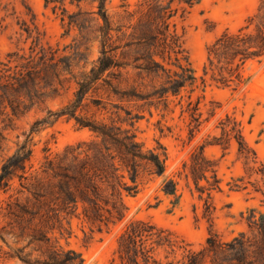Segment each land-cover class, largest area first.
Instances as JSON below:
<instances>
[{"label": "trees", "instance_id": "trees-1", "mask_svg": "<svg viewBox=\"0 0 264 264\" xmlns=\"http://www.w3.org/2000/svg\"><path fill=\"white\" fill-rule=\"evenodd\" d=\"M45 8L60 17L68 28L77 27L86 39H98L100 55L89 70L75 73L84 55L60 54L33 35L29 54L13 51L0 60V150L5 131L13 121L51 98L60 96L66 82L74 81L73 97L32 124L16 151L0 167V264H84L81 252L61 243L71 235L74 220L87 223L91 232L109 229L126 217V199L136 196L145 181L164 177L167 149L157 142L147 147L138 138L137 123L147 110L170 111L172 103L190 117L189 134L200 131L206 78L198 77L185 46V31L176 17H184L202 0H43ZM10 3L0 0V33ZM76 8L75 11L69 9ZM264 61V0L256 12L236 30L225 29L207 47L205 76L222 86L244 82L250 63ZM70 75V77H68ZM183 101L186 102L185 108ZM215 107L211 105L210 116ZM65 118L90 137L52 154L44 148L35 165L34 135ZM208 134L178 172L203 201V215L211 222L214 195L223 189L219 162L206 154L208 146L224 150L236 144L249 177L260 176L254 190L263 196L264 164L249 144L243 126L227 114ZM233 189H247L244 177L233 180ZM179 180L165 177L162 191L181 199ZM250 210L248 231L224 240L213 229L205 244L194 249L179 242L171 231L150 221L132 220L117 238L119 264H264V214ZM91 238V237H90ZM88 238V239H90ZM183 249L180 257L177 250ZM164 251V259L159 257Z\"/></svg>", "mask_w": 264, "mask_h": 264}, {"label": "rangeland", "instance_id": "rangeland-1", "mask_svg": "<svg viewBox=\"0 0 264 264\" xmlns=\"http://www.w3.org/2000/svg\"><path fill=\"white\" fill-rule=\"evenodd\" d=\"M10 3L0 33V60L6 61L7 54L19 51L29 54L33 35L40 34L45 46L60 49V54L73 55L81 52L84 59L74 69L75 73L89 70L100 55L98 39L90 36L86 39L77 27L68 28L62 24L60 17L50 8H45L43 0H7ZM132 4L136 0H129ZM260 0H202L184 17H176L178 30L185 31V46L189 60L198 77L206 78L204 92L198 89L194 98L204 94L201 103L203 119L200 131L193 138L189 134L190 117L182 114V107L172 103L170 111L162 116L161 112L153 110L144 112V118L137 123L138 138L147 147H154L157 142L167 149V169L164 177H155L145 181L140 192L126 199L128 211L121 222L99 232H91V226L79 220H74L71 235L61 238V243L81 252L85 258L84 264H119L116 256L117 238L132 220L150 221L168 229L174 237L183 243L190 244L194 249L201 248L209 232L213 229L224 240H231L240 232L248 231L247 217L250 210L255 209L264 214V201L261 193L254 190L255 182L260 176L249 177L245 164L239 158L237 147L232 143L227 150L219 146H208L206 154L219 162L220 175L223 179V189L214 195L216 212L211 222L203 215V201L197 193H192L191 187L184 178L178 177L185 160H188L194 149L201 144L208 134L218 135V121L227 114L236 117L241 122L244 135L249 144L256 150L258 159L264 164V61L250 63L244 73V82L237 86H222L205 76L204 66L207 61V47L225 29L236 30L246 23L249 16L256 12ZM120 0H113L109 5L115 10ZM75 11L74 6H70ZM70 77V75H68ZM66 89L56 98L49 99L42 108H35L29 113L16 118L12 126L5 131L6 139L0 150V167L4 159L12 155L24 141L35 120L45 115L47 108L56 110L73 97L74 81L66 82ZM186 102L183 101L185 108ZM211 105L215 107L214 115L210 116ZM0 125H3L0 118ZM90 137L87 130H76L73 121L65 118L55 125L49 126L34 135L32 162L38 165L48 153H56L65 146L74 144ZM244 177L247 189H233V180ZM165 177H175L179 180L178 193L180 202L173 206L172 197L162 191ZM4 195H0V200ZM91 237V238H90ZM90 238V239H88ZM183 249L177 250L180 257ZM164 251L159 257L164 259Z\"/></svg>", "mask_w": 264, "mask_h": 264}]
</instances>
